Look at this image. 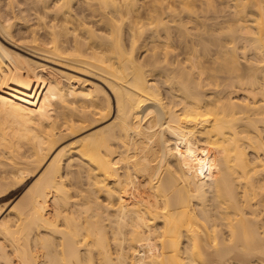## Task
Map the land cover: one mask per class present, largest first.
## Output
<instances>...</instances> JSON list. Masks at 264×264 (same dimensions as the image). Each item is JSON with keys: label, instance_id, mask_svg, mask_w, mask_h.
<instances>
[{"label": "bare ground", "instance_id": "bare-ground-1", "mask_svg": "<svg viewBox=\"0 0 264 264\" xmlns=\"http://www.w3.org/2000/svg\"><path fill=\"white\" fill-rule=\"evenodd\" d=\"M166 1L76 52L38 30L66 0H0V264H264V0Z\"/></svg>", "mask_w": 264, "mask_h": 264}, {"label": "rangeland", "instance_id": "rangeland-1", "mask_svg": "<svg viewBox=\"0 0 264 264\" xmlns=\"http://www.w3.org/2000/svg\"><path fill=\"white\" fill-rule=\"evenodd\" d=\"M115 2L121 5V9L119 11L113 12L114 7L113 9H111L112 5H110V7H106V5L101 0H66V2L62 4L61 9L59 10L60 14L57 16V18L63 19L61 25L57 26L56 24H54L53 20H50V25L48 28L46 27L47 29L42 27L41 24L38 27V30H40V34L43 35L45 34L46 30L49 31L48 37L50 38V41L52 40L57 44L62 43L64 47L72 46L73 51L80 52L85 51L88 47H91V49H98V46L100 47L101 44L105 43V35L103 34L105 31H102V29H104L103 26H105L106 24L113 27L114 29L119 28L121 25H130L139 29L154 25L157 28L162 26V23L157 19V16L161 15L163 12H171L173 9L182 7L176 6L177 4H171V7L169 8V4L166 0H115ZM187 8L190 11L188 15H190L191 17L200 16L201 14L206 13L207 10L205 5H201L199 3L189 5L187 6ZM111 11L113 13H111ZM57 13L58 12L54 10V13H52V15H55ZM110 13L111 15L114 14V20L108 22V15H110ZM22 16L26 19L30 18V13L26 11L24 14H22ZM22 21L28 23V21H26L25 19H22ZM85 27L91 28L92 34H87L84 30ZM47 35L46 38L47 40H49ZM89 39L93 40V43L90 42ZM175 46L176 49L175 47H172L174 51H180L179 44L175 43ZM208 47L209 46L206 45L202 48V50L206 51ZM145 48L146 45H142L140 48V52L145 50ZM164 59L165 57L163 54L153 55L150 59H148V67L158 70L159 72L162 71L163 75L168 74L169 79L172 80L177 87L182 88L185 86L186 91L184 92L183 90H181L180 95L176 96V99L178 101H199L201 104H204L205 95H203L202 92V80L199 79L198 68L195 66L194 71H192L191 69L174 71L170 65H165ZM204 76H207V73ZM218 88L220 90L219 93H221V91L224 89V85H220ZM242 93V91L238 92V94ZM215 94L218 93H213L211 95ZM224 94L226 93H223L222 95ZM257 98L262 97L260 94H258ZM70 141L71 140H69L68 142ZM262 156L264 157L263 153ZM261 163L262 164H259V169H257L258 176H264V162ZM11 197L12 196H8L7 198H0V205H3L5 202L10 200ZM5 214L6 212L4 213V215ZM247 216L251 215L249 214Z\"/></svg>", "mask_w": 264, "mask_h": 264}]
</instances>
